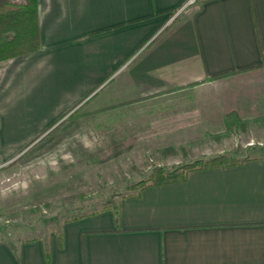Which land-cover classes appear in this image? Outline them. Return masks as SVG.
Segmentation results:
<instances>
[{"label": "crops", "instance_id": "obj_1", "mask_svg": "<svg viewBox=\"0 0 264 264\" xmlns=\"http://www.w3.org/2000/svg\"><path fill=\"white\" fill-rule=\"evenodd\" d=\"M188 1L38 0L42 47L0 60L1 158L41 133L78 152L99 130L158 149L215 124L264 128V0ZM0 264H264V155L0 239Z\"/></svg>", "mask_w": 264, "mask_h": 264}, {"label": "rangeland", "instance_id": "obj_2", "mask_svg": "<svg viewBox=\"0 0 264 264\" xmlns=\"http://www.w3.org/2000/svg\"><path fill=\"white\" fill-rule=\"evenodd\" d=\"M231 80L237 86L242 79ZM189 93L200 96L193 90ZM248 124L233 121L225 133L215 124L201 136L174 138L179 140L173 145L171 138L162 146L166 138H155L158 149L149 148V143L142 147L143 138L99 130L86 148L79 146L75 152L64 149L67 138H46L41 133L9 160L4 161L0 154V238L13 242L56 231L64 219L115 204L132 190V183L147 178L157 167L171 170L224 152L239 158L264 155L261 145L247 142L249 135L259 133L264 139V128ZM142 148L147 150L142 152Z\"/></svg>", "mask_w": 264, "mask_h": 264}, {"label": "trees", "instance_id": "obj_3", "mask_svg": "<svg viewBox=\"0 0 264 264\" xmlns=\"http://www.w3.org/2000/svg\"><path fill=\"white\" fill-rule=\"evenodd\" d=\"M41 47L42 41L38 25V0H0V60L35 51ZM248 158H252V156L239 158L230 152H224L179 164L171 170L157 167L147 178L132 183L130 186L132 190H129L123 196L138 195L150 185L182 180L186 177L189 170L195 168L234 164ZM117 208L118 202L106 204L87 212L75 214L67 219H74L106 209L117 210ZM32 238L37 237L18 239L17 241ZM0 239L8 240L5 238Z\"/></svg>", "mask_w": 264, "mask_h": 264}, {"label": "built area", "instance_id": "obj_4", "mask_svg": "<svg viewBox=\"0 0 264 264\" xmlns=\"http://www.w3.org/2000/svg\"><path fill=\"white\" fill-rule=\"evenodd\" d=\"M194 2H195V0H189V1L187 2L186 6L189 5V4H191V3H194ZM182 9H183V8H181L180 10H178L177 13H179Z\"/></svg>", "mask_w": 264, "mask_h": 264}]
</instances>
